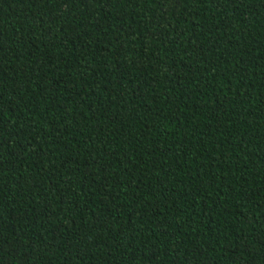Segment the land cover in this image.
Segmentation results:
<instances>
[{
    "label": "trees",
    "instance_id": "16d2710c",
    "mask_svg": "<svg viewBox=\"0 0 264 264\" xmlns=\"http://www.w3.org/2000/svg\"><path fill=\"white\" fill-rule=\"evenodd\" d=\"M0 264H264V0H0Z\"/></svg>",
    "mask_w": 264,
    "mask_h": 264
}]
</instances>
